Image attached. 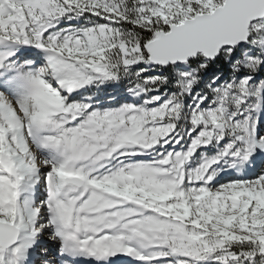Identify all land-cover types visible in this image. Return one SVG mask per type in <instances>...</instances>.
<instances>
[{"label":"snow or ice","instance_id":"snow-or-ice-1","mask_svg":"<svg viewBox=\"0 0 264 264\" xmlns=\"http://www.w3.org/2000/svg\"><path fill=\"white\" fill-rule=\"evenodd\" d=\"M0 264H264V0H0Z\"/></svg>","mask_w":264,"mask_h":264}]
</instances>
